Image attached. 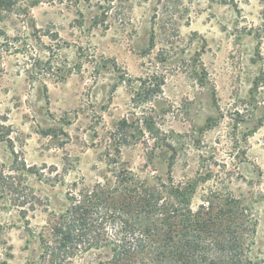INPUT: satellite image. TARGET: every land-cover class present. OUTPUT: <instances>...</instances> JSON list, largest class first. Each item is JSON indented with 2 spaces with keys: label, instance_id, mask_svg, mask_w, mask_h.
Returning a JSON list of instances; mask_svg holds the SVG:
<instances>
[{
  "label": "rangeland",
  "instance_id": "1",
  "mask_svg": "<svg viewBox=\"0 0 264 264\" xmlns=\"http://www.w3.org/2000/svg\"><path fill=\"white\" fill-rule=\"evenodd\" d=\"M122 168L200 178L195 206L248 199L264 256V0H19L3 13L0 264H93L74 244L47 254L41 237L72 191Z\"/></svg>",
  "mask_w": 264,
  "mask_h": 264
},
{
  "label": "trees",
  "instance_id": "2",
  "mask_svg": "<svg viewBox=\"0 0 264 264\" xmlns=\"http://www.w3.org/2000/svg\"><path fill=\"white\" fill-rule=\"evenodd\" d=\"M18 2L0 0V21ZM199 179L122 168L110 186L74 190L52 237H41L47 254L74 244L93 264H264L252 253L258 221L248 199L218 191L195 206Z\"/></svg>",
  "mask_w": 264,
  "mask_h": 264
}]
</instances>
